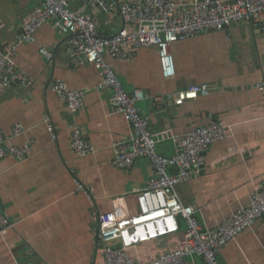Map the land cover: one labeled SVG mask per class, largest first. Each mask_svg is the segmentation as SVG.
Returning <instances> with one entry per match:
<instances>
[{
    "label": "crops",
    "instance_id": "0c3cea01",
    "mask_svg": "<svg viewBox=\"0 0 264 264\" xmlns=\"http://www.w3.org/2000/svg\"><path fill=\"white\" fill-rule=\"evenodd\" d=\"M36 3L0 0V45L16 42L23 19ZM70 6L80 10L82 0ZM85 12L98 22L104 37L123 28L119 16L109 18L91 8ZM260 24L264 25V18ZM67 43L66 35L44 24L32 44L16 50V65L30 78V87L16 85L0 95V134L7 145L20 148L31 142L29 158L0 159V214L12 225L0 236V264H102L94 238L96 215L115 206L135 213L137 195L152 177L144 159L128 170L113 166V146L129 139L130 126L113 111L100 72L86 62L71 66L61 47ZM41 49L52 55L51 61ZM169 50L174 75L168 79L162 77L154 47L139 48L128 60H106L127 92L142 91L144 98L136 107L148 118L153 133L184 136L213 121L228 127V137L205 153L199 176L176 187L179 200L194 207L200 226L214 230L246 206L253 188L264 181V104L260 92L253 89L264 78V31L239 23L193 35L171 44ZM57 81L85 92L84 105L76 114L52 92ZM203 84L209 87L206 96L200 94L181 106L166 101L168 94ZM45 116L55 139L44 124ZM15 125L23 129L17 137L12 136ZM73 127L94 147V154L79 157L72 152ZM157 151L171 156L175 149L172 141L164 140ZM183 232L181 225L170 241H177ZM159 252L150 243L130 253L148 261ZM218 260L264 264V217L220 250ZM184 264L203 261L193 256Z\"/></svg>",
    "mask_w": 264,
    "mask_h": 264
},
{
    "label": "built area",
    "instance_id": "2783aa9c",
    "mask_svg": "<svg viewBox=\"0 0 264 264\" xmlns=\"http://www.w3.org/2000/svg\"><path fill=\"white\" fill-rule=\"evenodd\" d=\"M75 0H37L33 10L23 19L16 42L0 45V95L16 85L28 88L30 78L16 65V50L23 44H32L35 33L51 24L68 38V46L74 57L83 56L86 64L97 69L101 85L111 93L113 111L123 115L130 126L128 140L114 144L113 166L119 170L130 169L138 159L146 160L152 169V177L137 195L135 213L119 206L95 218L94 238L102 264H184L187 258L198 256L203 264H220L218 253L230 242L250 229L264 217V181L253 188L249 203L227 218L214 230L203 229L194 207L184 205L178 198L176 187L196 178L204 169L205 153L209 147L228 137V127L213 121L198 127L184 136H172L170 132L153 133L148 118L140 113L137 102L144 98L142 91L127 92L120 79L107 63L106 57L128 60L136 50L154 47L162 77L174 75V60L170 45L193 35L209 31H221L229 26L247 23L264 31V0H82L80 10H72ZM95 9L110 17L119 16L123 28L111 37L98 32V22L85 9ZM40 53L51 61L52 55L41 49ZM52 92L76 114L84 105L85 92L57 81ZM260 92L264 104V78L253 85ZM207 85H194L176 94L166 95V101L181 106L206 96ZM52 139L53 126L44 117ZM20 125L12 129V136L22 134ZM172 141L175 152L171 156L158 153L157 145ZM70 149L79 157L94 154V147L82 138L76 127L72 128ZM31 156V142L18 148L7 145L0 134V159L14 158L23 161ZM175 170L171 174L170 170ZM184 232L177 241L180 226ZM12 225L0 214V236ZM154 243L160 252L153 259L140 261L131 255L139 246Z\"/></svg>",
    "mask_w": 264,
    "mask_h": 264
},
{
    "label": "water",
    "instance_id": "95a60500",
    "mask_svg": "<svg viewBox=\"0 0 264 264\" xmlns=\"http://www.w3.org/2000/svg\"><path fill=\"white\" fill-rule=\"evenodd\" d=\"M63 49L65 47V53H66V56L69 60V62L71 63V66H76L77 63H80V62H85L84 60V57L83 56H80V57H74L73 56V53L72 51L68 50V44L66 46H61Z\"/></svg>",
    "mask_w": 264,
    "mask_h": 264
}]
</instances>
